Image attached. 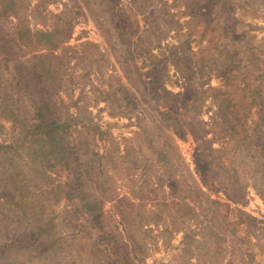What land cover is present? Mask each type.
Wrapping results in <instances>:
<instances>
[{"label": "rangeland", "instance_id": "rangeland-1", "mask_svg": "<svg viewBox=\"0 0 264 264\" xmlns=\"http://www.w3.org/2000/svg\"><path fill=\"white\" fill-rule=\"evenodd\" d=\"M22 1L21 20L33 32L51 29L55 15L70 11L66 19L73 26L62 47H21L19 58L26 61L38 54L72 59L73 83L58 91L54 101L62 119L77 120L71 141L83 170L90 167L85 193L95 213L90 214L83 198L68 186L70 171L59 162L25 164V143L15 144L19 124L0 115V264H264V180L258 164L246 156V146H235L240 134L234 136L235 121L222 109L219 91L230 90V98L242 102L248 127L257 120L256 108L241 92H231L210 59L206 69L198 70V60L217 58L224 43L219 31L193 21L192 7L199 0H166V8L157 3L144 12L134 9L140 23L137 38L148 48L138 52L143 78L178 97L166 108L163 98L125 105L121 87L138 99L141 93L128 82L117 59L122 43L114 31L104 32L99 9L91 14L82 0ZM229 1L235 8L230 15L245 31V46L238 48L241 59L259 66L264 94V0ZM122 2L136 8L139 0ZM17 22L10 18L7 24ZM86 43L96 49L84 48ZM13 65L6 72L9 77ZM114 91L119 105L106 99ZM170 108L186 125H194L193 133L179 136L169 129L171 147L162 162L143 128L153 126L159 112ZM224 143L219 162L229 171L236 166L237 174L216 163L203 177L197 170L199 155L216 156L212 151ZM130 148L135 152L128 156ZM7 168L25 184L26 213L20 204L24 196L10 184ZM229 173L238 177L237 186ZM39 228L44 232L36 246H24L22 240Z\"/></svg>", "mask_w": 264, "mask_h": 264}, {"label": "trees", "instance_id": "trees-1", "mask_svg": "<svg viewBox=\"0 0 264 264\" xmlns=\"http://www.w3.org/2000/svg\"><path fill=\"white\" fill-rule=\"evenodd\" d=\"M205 2H207L206 8L200 6L204 3L202 0L192 7V19L194 22H201L211 30L219 31L224 38V43L217 51V58L202 56L198 60V70L206 69L207 61L210 59L215 63L214 71L217 75L224 79L227 87H232L231 92H241V98L244 100L245 96L249 100L250 106L256 108L257 120L251 127H248V115H243L241 112L242 102L231 99L230 90L219 91L221 97L224 96L220 99L222 109L230 111L226 114L235 121L233 124L234 136L237 137V133L240 134L235 146L237 148L246 146L248 151L246 156H251V159L258 164L259 172L264 180V94L260 88L263 73L258 71L259 66L254 62L250 63L241 59V52L238 51V48L240 44L245 46L243 42L245 31L242 32L240 23L230 15V12L235 13L232 3L229 0H206ZM82 3L91 14H97L99 9V13L104 17V32L109 34L114 31V37L122 43V45H118L122 48L121 53L117 55L118 62L123 68L128 82L136 89V92L141 93V99H138L134 93L127 92L124 87H121L125 105L137 107L139 104L151 103L153 100L158 102L163 98L164 108H166L170 101H176L178 97H170L172 94L163 86H157L158 82L156 84L155 80L148 81L143 78L141 67L137 61L138 52H143L148 48L137 38L140 32V23L134 9L144 12L157 3L166 8L168 7L167 1L139 0L136 8L130 7L122 0H82ZM24 8L22 0H0V115H9L13 118L14 125L19 124L21 132L15 144L25 143L22 145L28 157L25 159V164H38L39 161L49 160L59 162L63 168L70 171L71 180L68 186L83 198L84 207L93 215L95 209L85 193L87 187L85 172L91 173L90 167L83 170L77 146L71 141L77 120L72 117L62 119L56 112L54 101V96L58 91L73 83L71 74H69L72 59L38 54L31 56L26 61L19 58L21 47L41 48L49 51H57L62 47L68 41L73 26L71 21L66 19L70 11L66 10L55 15L56 23L51 29L33 32L26 20H21ZM10 18H18V22L10 26L7 24ZM226 39L232 44L229 45ZM137 41L141 43V47ZM212 45L217 46V43H212ZM83 47L96 49V45L91 43H86ZM246 50L245 48L244 52ZM10 63H14L11 77L6 74ZM253 67H255V71H252ZM106 99L112 100L118 105L121 101L116 91L108 93ZM159 114L160 118L153 121V126H144L143 133L147 136L150 149L156 151L161 157V161L165 162L172 139L168 130L172 128L173 134L184 136L187 133H193L194 125L191 122L186 125L178 117H175V110L171 108L160 111ZM171 120L172 124H170ZM5 148L7 151L9 147ZM224 149L225 143L221 149L213 150L212 153L218 155H211L209 159L203 158L202 154L199 155L196 162L197 170L203 177L207 176L211 165L216 163L220 168L221 166L224 169L226 167V172L237 174L236 166L229 171L223 162H219V155ZM134 152L132 148L127 150L128 156ZM129 160L134 166L135 160H132V157ZM112 164L117 163L112 162ZM230 173L228 175L232 180V185L237 186L238 177ZM6 175L14 189L20 192L22 197L24 196V200L20 204L23 205V211L26 213L28 208L25 206L26 191H23L25 185L23 180L19 179L18 173H15L11 168H7ZM43 232L44 229L39 228L37 232L28 235L22 240L23 245L26 247L36 246L37 238Z\"/></svg>", "mask_w": 264, "mask_h": 264}]
</instances>
